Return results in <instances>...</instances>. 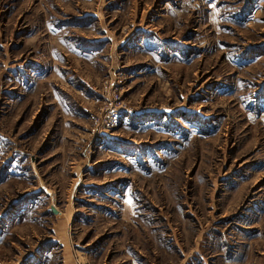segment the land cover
I'll use <instances>...</instances> for the list:
<instances>
[{
    "label": "rangeland",
    "instance_id": "rangeland-1",
    "mask_svg": "<svg viewBox=\"0 0 264 264\" xmlns=\"http://www.w3.org/2000/svg\"><path fill=\"white\" fill-rule=\"evenodd\" d=\"M0 264H264V0H0Z\"/></svg>",
    "mask_w": 264,
    "mask_h": 264
},
{
    "label": "water",
    "instance_id": "water-1",
    "mask_svg": "<svg viewBox=\"0 0 264 264\" xmlns=\"http://www.w3.org/2000/svg\"><path fill=\"white\" fill-rule=\"evenodd\" d=\"M49 209H50V212H51L52 214H54V216H55L56 218H62V215L59 213V211H58L53 205H50V206H49Z\"/></svg>",
    "mask_w": 264,
    "mask_h": 264
}]
</instances>
